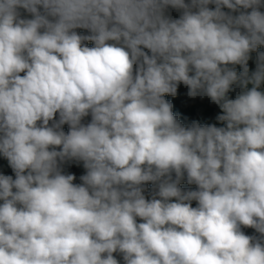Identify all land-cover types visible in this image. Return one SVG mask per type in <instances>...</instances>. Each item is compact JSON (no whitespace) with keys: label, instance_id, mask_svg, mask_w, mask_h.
<instances>
[{"label":"clouds","instance_id":"clouds-1","mask_svg":"<svg viewBox=\"0 0 264 264\" xmlns=\"http://www.w3.org/2000/svg\"><path fill=\"white\" fill-rule=\"evenodd\" d=\"M261 48L264 0H0V264H264Z\"/></svg>","mask_w":264,"mask_h":264},{"label":"trees","instance_id":"trees-1","mask_svg":"<svg viewBox=\"0 0 264 264\" xmlns=\"http://www.w3.org/2000/svg\"><path fill=\"white\" fill-rule=\"evenodd\" d=\"M172 15L174 17H177L179 14L175 11L172 12ZM80 32H83L84 30H78ZM88 46L91 47V42H88ZM261 51H264V48L260 49ZM253 59L249 61V68L250 70H253L255 68L254 59L256 56V53L251 54ZM240 66H237V71H240ZM262 91H264V86L261 88ZM188 89L183 85L180 84L177 88V94L175 96L171 95H165V99L170 101L173 105V112L177 115L178 119L184 124H189L192 121H198L199 123L203 124H217V126H221L215 119L218 113H220V109L217 105L213 104L208 98L201 99L200 97H189L187 95ZM234 98V93L230 94ZM86 119H90L86 118ZM64 131H68V126L64 125ZM65 171L68 173H74L77 177L75 183H79V177L84 173V169L81 166H77L76 164H71L68 166H65ZM0 172H3L7 175H13L11 168L8 166V162L3 157H0ZM184 188L192 187L195 188V185L189 186L186 183L181 185ZM151 185H149V188ZM2 203V202H0ZM193 207H195V202H193ZM245 234L251 235L253 234V229L251 228H244L242 229ZM118 260L121 261L122 259L118 254H114Z\"/></svg>","mask_w":264,"mask_h":264}]
</instances>
